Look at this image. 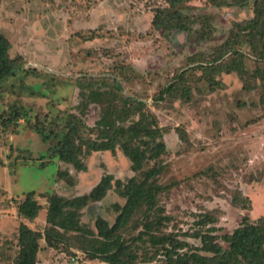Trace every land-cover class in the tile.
I'll list each match as a JSON object with an SVG mask.
<instances>
[{
  "label": "rangeland",
  "instance_id": "374dc122",
  "mask_svg": "<svg viewBox=\"0 0 264 264\" xmlns=\"http://www.w3.org/2000/svg\"><path fill=\"white\" fill-rule=\"evenodd\" d=\"M255 5L256 0H181L176 6L167 0H0V35L11 45L9 56L23 61L0 85V264H16L21 225L39 232L47 227L46 194L67 200L88 195L106 175L122 184L139 182L157 163L164 170L156 182L167 187L157 197L168 216L162 232L199 247L195 233L216 227L221 237L244 216L251 222L264 217V47L258 26H248ZM156 17L158 26L152 24ZM89 35L94 38L83 39ZM80 78L103 81L143 102L157 119L166 152L141 171H133L119 148L82 155L85 171L51 157L56 142L44 141L26 120L49 124L75 113L94 127L107 107L122 105L112 95L104 104L87 100L81 107ZM10 114L18 117L13 134L4 130ZM114 181L102 200L79 209L81 228L96 233L97 219L114 223L115 205L125 203ZM28 193L41 206L32 221L18 212ZM239 195L248 198L250 211L232 206ZM143 212L122 231L127 244L141 230ZM87 241L67 233L57 250L40 241L36 264H109L88 257Z\"/></svg>",
  "mask_w": 264,
  "mask_h": 264
},
{
  "label": "trees",
  "instance_id": "16d2710c",
  "mask_svg": "<svg viewBox=\"0 0 264 264\" xmlns=\"http://www.w3.org/2000/svg\"><path fill=\"white\" fill-rule=\"evenodd\" d=\"M167 3L176 6L181 4V0H167ZM254 11L255 19L249 21L248 26H258L256 30L263 37L264 47V0H256ZM159 23V18L156 17L152 24L158 26ZM93 38V35L83 37L84 40ZM10 49L7 38L0 35V85L23 64L20 57L13 59L9 56ZM229 66L231 65H226L225 70L239 69ZM100 82L82 78L77 80L80 106H85L87 100L104 104L105 99L112 95L113 100L120 99L122 105L118 107L113 104L107 107L94 127H88L83 118L75 113L61 118V122L52 119L49 124L38 120L29 123L26 120L27 127L41 135L44 141H55L56 144L50 149V156H57L61 162L72 165L77 171L86 169L81 161L82 155L92 152L114 153L116 148L131 162L133 171H141L146 163L157 161L166 152L157 119L146 109L143 102L128 99L119 93L120 90L117 92ZM113 86L120 89L116 83ZM95 87L106 89L102 91ZM17 121L18 117L10 114L3 121L4 130L13 134ZM163 170V165L157 163L141 173L142 181L129 179L126 184L119 180L114 181L111 175H106L88 195L72 200L46 194L47 227L43 232L31 230L25 225L19 227L16 264H36L40 251L39 242L44 241L46 247L57 250L67 233H80L87 238L88 249L84 251L88 257L109 264H135L138 260L147 263L157 257H162L164 264H264V217L251 222L244 216L237 228L221 237L215 235L218 231L216 227L208 228L205 233H195L193 238L199 240V247L178 239L172 233L162 232L161 228L168 221V216L162 215L163 210L157 207V197L167 187L159 185L156 178ZM113 181L115 190L125 199L123 206L115 205L118 215L114 223L109 225L107 221L97 219L96 233L81 228L79 209L102 200L111 189ZM249 203L248 198L242 195L232 198V206L240 210L250 211ZM40 209L33 193H28L18 205L19 214L30 221L37 217ZM142 210L144 216L139 223L141 230L127 244L122 237V231L133 216ZM208 222L213 224V220ZM148 250L151 252L147 253ZM139 251L142 253L139 254Z\"/></svg>",
  "mask_w": 264,
  "mask_h": 264
}]
</instances>
